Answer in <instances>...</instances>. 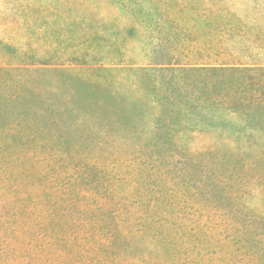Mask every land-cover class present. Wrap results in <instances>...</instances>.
Segmentation results:
<instances>
[{
  "label": "rangeland",
  "instance_id": "rangeland-1",
  "mask_svg": "<svg viewBox=\"0 0 264 264\" xmlns=\"http://www.w3.org/2000/svg\"><path fill=\"white\" fill-rule=\"evenodd\" d=\"M201 11L264 62V0H0V264H264L263 141L167 126L192 86L145 71Z\"/></svg>",
  "mask_w": 264,
  "mask_h": 264
},
{
  "label": "trees",
  "instance_id": "trees-1",
  "mask_svg": "<svg viewBox=\"0 0 264 264\" xmlns=\"http://www.w3.org/2000/svg\"><path fill=\"white\" fill-rule=\"evenodd\" d=\"M125 2L130 3L131 0ZM135 5L137 15L150 21L148 8L145 7L146 12L143 13L142 4ZM161 15L160 12L156 14L157 17ZM227 15L224 18L240 23L235 14ZM187 18L193 20L194 24L196 20L207 19L213 26H209L203 33L193 25L188 32L184 26H178V22H174V34L186 42L180 45L184 47L186 55L182 60L164 58L155 47L151 52L149 68H145L148 73L146 75L150 77L163 71L173 76L164 82L165 92L171 90V85L177 91L183 85L189 87L185 80H189L192 86L188 90L190 96H183L184 100L179 101L178 105L174 106L169 96L165 98L166 103L170 102L169 106L176 107L175 110L180 116L177 122H170L167 126L186 127L190 134L209 129L236 139L262 140L264 144V119L261 118L264 115V62L243 60L239 56L231 55L226 49V43L232 40L227 37H242L247 33L246 29L216 23L215 20L221 18L210 11L204 15L202 11L194 12L190 18L183 17L182 22L185 23ZM190 34L195 37L192 38ZM163 77L159 76L160 79ZM155 104L157 109L163 107L160 100L155 101ZM160 122L162 121L155 120L153 125L158 126Z\"/></svg>",
  "mask_w": 264,
  "mask_h": 264
}]
</instances>
